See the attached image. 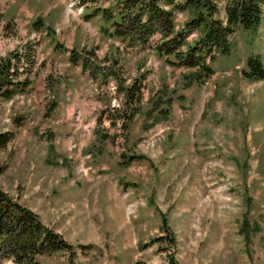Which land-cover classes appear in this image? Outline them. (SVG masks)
Instances as JSON below:
<instances>
[{"label": "rangeland", "instance_id": "rangeland-1", "mask_svg": "<svg viewBox=\"0 0 264 264\" xmlns=\"http://www.w3.org/2000/svg\"><path fill=\"white\" fill-rule=\"evenodd\" d=\"M111 5L0 0V66L34 61L16 65L27 91L0 96V134L15 133L0 192L74 247L36 264H264V81L245 74L252 56L264 66V17L200 82L159 56L160 36H115L93 15Z\"/></svg>", "mask_w": 264, "mask_h": 264}, {"label": "trees", "instance_id": "trees-1", "mask_svg": "<svg viewBox=\"0 0 264 264\" xmlns=\"http://www.w3.org/2000/svg\"><path fill=\"white\" fill-rule=\"evenodd\" d=\"M89 1L112 4L108 8H96L93 15L101 14L106 21L112 22L115 36L128 39L131 45L145 46L155 36H160L154 46L159 56H174L175 61H169L171 64L197 70L200 82L215 72L208 62H215L218 55L231 54L230 37L238 30L256 32L264 17V0H229L225 22L218 17V0ZM177 12L190 14L182 28H177ZM194 32L198 33L197 39L192 44L187 43ZM31 54L16 53L13 54L16 63L11 59L2 62L1 97L10 100L27 91L30 75L21 79L16 65L24 58L33 65ZM248 67L250 71L245 74L249 80L264 81V66L259 57L252 56ZM138 86L134 84L131 89L133 102L140 100ZM14 138V132L1 133L0 150ZM5 171L6 168L0 165V176ZM61 251L74 253V247L62 235L44 226L33 211L0 192V262L12 260L16 264H36L39 257Z\"/></svg>", "mask_w": 264, "mask_h": 264}]
</instances>
